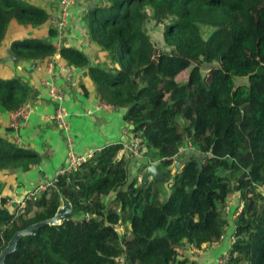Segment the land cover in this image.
<instances>
[{"label": "trees", "instance_id": "trees-1", "mask_svg": "<svg viewBox=\"0 0 264 264\" xmlns=\"http://www.w3.org/2000/svg\"><path fill=\"white\" fill-rule=\"evenodd\" d=\"M48 18L27 0H0V45L12 22L38 28ZM83 21L109 67H89L72 47H62L58 58L87 68L98 101L124 111L146 167L156 164L162 180L127 182L118 158L125 145L118 143L57 174L38 195L28 193L23 207H6L0 181V252L16 232L54 217L61 196L72 206L71 219L21 238L5 264H198L178 260L179 251L221 240L235 193L242 208L225 264H264V0H105ZM150 23L164 26L169 50L153 43ZM9 49L17 64L55 53L51 41L32 37L13 40ZM200 62L211 66L207 77L176 80ZM29 94L23 78H0V114L19 109ZM184 144L194 152L173 172ZM40 161L34 150L0 137V174Z\"/></svg>", "mask_w": 264, "mask_h": 264}, {"label": "crops", "instance_id": "crops-1", "mask_svg": "<svg viewBox=\"0 0 264 264\" xmlns=\"http://www.w3.org/2000/svg\"><path fill=\"white\" fill-rule=\"evenodd\" d=\"M27 1L46 10L49 16L48 21L38 28L24 27L12 22L0 45V78L8 79L14 76L23 78L30 89L28 100L33 107L29 120L15 131L9 129V113L0 114V137L12 141L18 147L32 149L41 157V161L30 166L27 171L16 169L0 174V181L6 184L4 195L8 200L18 202H22L28 193L38 195L39 188L46 182L52 181L64 168L70 152L87 159L105 146L121 143L123 138L126 140L124 145L131 141L127 124L122 119L124 111L106 107L98 108L99 101L94 95V85L87 74V68L69 67V70L68 66L57 57L53 73L56 85L65 94L64 108L69 116L70 142H68L64 132L51 119L55 105L42 86V81L48 76L40 67L49 60L41 61L35 65L27 62L17 64L18 61L9 49L13 40L25 37L47 39L55 44V38L49 39V31L52 29V19L59 16L57 1ZM104 3L105 0H75L70 6V19L62 40V47H72L82 52L88 60L89 67H109L106 54L88 39L86 25L83 21L89 10L102 6ZM87 111H91V114L87 115ZM188 147L189 145L184 149ZM181 151L182 153L175 158L172 165L173 172L177 170V163H182L181 160L192 154L191 151L184 153L180 148L179 152ZM122 156L123 152L120 151L118 158L121 159ZM125 163L127 182L135 180L136 187L139 186V181H142L148 163L146 157L128 158L125 159ZM154 165L156 166V164ZM149 181L153 180L149 179ZM164 190L166 196L167 189L164 187ZM241 205L239 194H232L226 208L228 225L221 240L216 243L204 244L199 250L185 244L183 250L179 251L177 259L186 257L198 264H217L219 255L227 253L233 242L234 220ZM225 239H227L226 242ZM122 264L125 263L122 262Z\"/></svg>", "mask_w": 264, "mask_h": 264}, {"label": "built area", "instance_id": "built-area-1", "mask_svg": "<svg viewBox=\"0 0 264 264\" xmlns=\"http://www.w3.org/2000/svg\"><path fill=\"white\" fill-rule=\"evenodd\" d=\"M59 6V16L58 18L52 19V29L55 31V53L54 55L48 59L45 65H42L40 68L45 71V74L48 76L45 80L42 81V86L46 89L50 100L54 103L55 109L51 116V119L56 123V125L64 132L66 139L70 142L69 136V120L68 114L64 108L65 102V94L64 92L56 85V78L53 73V66L56 62V58L59 55L60 50L62 49V40L65 37V31L68 25V20L70 19V6L73 4L75 0H56ZM67 69L70 70L69 66ZM109 108L113 109L111 106H106L101 102H98V108ZM33 112L32 103L30 100H27L19 109L9 113V129L11 130H18L22 125H24L30 118ZM87 115L91 114V111H87ZM131 141L124 146V149L121 151L123 152L122 158L126 160L128 158L138 159L143 156L144 150L140 145L139 138L136 137L134 134L130 133ZM183 152H190L191 146L187 149L182 148ZM178 152V155L181 154ZM124 159V160H125ZM86 159L77 156L75 153L70 152L67 158V162L64 168L58 173L62 174L64 172H71L75 171L77 167L84 162ZM55 178V177H54ZM46 182L45 185L39 188V192H43L53 181ZM142 181H139V184ZM259 191L264 195V186L259 188ZM35 194V193H34ZM13 205L23 207V202L13 201L9 199L6 203V207L10 208ZM242 205L239 208L236 215H238L241 211ZM227 260V255L224 253L218 260L217 264H225Z\"/></svg>", "mask_w": 264, "mask_h": 264}, {"label": "water", "instance_id": "water-1", "mask_svg": "<svg viewBox=\"0 0 264 264\" xmlns=\"http://www.w3.org/2000/svg\"><path fill=\"white\" fill-rule=\"evenodd\" d=\"M12 59L15 60L14 58ZM129 128L133 129V126H129ZM121 143L123 144L126 143L125 138L121 140ZM181 166H182V163L176 164L177 169H180ZM149 179H152L155 182L162 180V177L160 176L158 169L155 165H150L146 167L145 173L142 178V184L145 185L149 181ZM60 199H61V206L57 209L54 217H52L51 219H47L39 223L33 224L24 230L16 232L13 235L11 240L7 243L6 247L0 252V264H5L6 257L12 254L13 252H15L18 241L21 238L36 235L38 231L46 225L47 226H58V225H61L64 221L71 219L72 206L70 202L67 199H65L63 196H61Z\"/></svg>", "mask_w": 264, "mask_h": 264}, {"label": "rangeland", "instance_id": "rangeland-1", "mask_svg": "<svg viewBox=\"0 0 264 264\" xmlns=\"http://www.w3.org/2000/svg\"><path fill=\"white\" fill-rule=\"evenodd\" d=\"M163 29H164L163 25H155L154 23H150L147 26V32H148L149 36L151 37L153 43L157 46V48L160 50H169V47L165 44V42L163 40ZM45 40L49 41L47 39H45ZM210 68H211L210 65H208L204 62H200L199 64H197V66L182 71L178 75L176 80H178V82H182V81L187 80L191 76H193L195 79L207 77L209 74ZM234 83H235V85H246L247 84V78H234ZM186 146H187V144H184L181 146V148H184ZM191 152L192 153L194 152L193 147H191ZM187 157H188V155H187ZM163 191L165 193V190H163ZM229 221H230V219H229ZM119 232H121V230ZM225 237H226V235H225ZM227 239H225V242L227 241ZM222 255L220 254L219 256L221 257Z\"/></svg>", "mask_w": 264, "mask_h": 264}, {"label": "clouds", "instance_id": "clouds-1", "mask_svg": "<svg viewBox=\"0 0 264 264\" xmlns=\"http://www.w3.org/2000/svg\"><path fill=\"white\" fill-rule=\"evenodd\" d=\"M142 183V182H141Z\"/></svg>", "mask_w": 264, "mask_h": 264}]
</instances>
